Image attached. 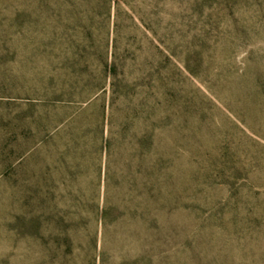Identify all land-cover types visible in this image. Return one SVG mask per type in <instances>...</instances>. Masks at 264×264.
I'll use <instances>...</instances> for the list:
<instances>
[{"label":"trees","instance_id":"16d2710c","mask_svg":"<svg viewBox=\"0 0 264 264\" xmlns=\"http://www.w3.org/2000/svg\"><path fill=\"white\" fill-rule=\"evenodd\" d=\"M1 5L69 23L73 53L57 59L54 97L79 106L75 143L90 145L96 174L89 201L72 182L75 214L154 226L163 241L187 211L207 213L204 224L264 226V0ZM75 159L77 176L84 158Z\"/></svg>","mask_w":264,"mask_h":264},{"label":"rangeland","instance_id":"374dc122","mask_svg":"<svg viewBox=\"0 0 264 264\" xmlns=\"http://www.w3.org/2000/svg\"><path fill=\"white\" fill-rule=\"evenodd\" d=\"M61 21L0 6V264H88L94 250L104 251L97 264H264V226L204 224L207 213L187 211L163 241L154 226H97L87 210L75 214L72 182L89 201L96 174L90 145L76 147L79 106L54 97L58 61L73 53Z\"/></svg>","mask_w":264,"mask_h":264}]
</instances>
